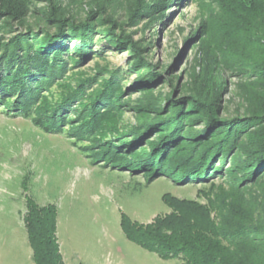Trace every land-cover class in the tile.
Masks as SVG:
<instances>
[{
    "label": "rangeland",
    "instance_id": "rangeland-1",
    "mask_svg": "<svg viewBox=\"0 0 264 264\" xmlns=\"http://www.w3.org/2000/svg\"><path fill=\"white\" fill-rule=\"evenodd\" d=\"M15 1L25 9V26L0 14L2 41L31 33L26 32L28 28L36 33L35 38L40 34L54 35L55 25L46 20L49 12L76 26H92L87 38L80 40L71 35L65 38L73 52L80 41L86 42L87 53L80 64L69 62L63 78L42 93V106L61 101L81 82L87 85L85 96L97 95L99 81L114 72H118L122 91L116 97L120 104L117 110L101 118L104 130L76 140V145L88 147L83 151L71 144L72 135H46L29 120L7 116L0 108V264H33V251L23 224L26 199L57 208L58 247L62 241L67 242L84 262L91 259L89 264H92L108 258L110 264H181L176 259L163 261L156 254L129 243L120 229L121 214L147 225L157 216L170 212L162 201L164 195L206 205L208 198L228 191V184H223L221 178H215L212 184H176L161 176L148 182L138 172L112 169L111 164L101 166L104 158L96 153L105 146L104 142L115 146L124 134L130 136L143 122L164 117L170 102L187 106L199 96L208 102L214 98L217 120L243 121L248 115L244 101L252 94V86L238 81L225 66H217L213 44L222 42L218 58L226 65L227 54L252 57L259 55L262 47L256 41L246 40L248 45H245L244 40L242 44L221 40L217 34V26L225 20L218 8L221 0H181L165 7L166 17L154 22L148 17L132 15L134 0ZM3 3L5 0H0V6ZM111 39L114 42L119 39L125 46L119 44L118 49ZM32 43L39 45L36 39ZM130 46L139 54L144 68L129 71L128 67L137 60L128 50ZM70 55L80 56L71 52ZM141 77L153 81H144L149 86L142 87ZM82 100L88 102L87 97ZM77 106L71 103L72 110ZM151 107L164 109L158 115ZM72 110L65 114L71 120L64 128L65 133L76 125ZM193 125L194 133L206 128L201 120ZM157 131H151L147 140H155ZM140 149L136 147L134 152L140 154ZM235 199L248 211L254 210L253 214L249 212L254 225H264V175L243 186Z\"/></svg>",
    "mask_w": 264,
    "mask_h": 264
},
{
    "label": "trees",
    "instance_id": "trees-1",
    "mask_svg": "<svg viewBox=\"0 0 264 264\" xmlns=\"http://www.w3.org/2000/svg\"><path fill=\"white\" fill-rule=\"evenodd\" d=\"M134 2L132 15L148 17L154 22L166 17L165 7L179 4L181 0ZM218 8L225 18L217 26L221 40L231 44H242L244 40L245 45L248 41H256L262 47L257 56L227 54L226 65L219 59L222 42L213 44L217 53L213 60L217 66H225L233 71L238 81L252 86V94L244 101L248 105V115L243 121L217 120L214 98L208 102L199 96L187 106L170 102L164 117L151 123L143 122L141 128L131 132L130 136L124 134L115 146L112 142H104L105 146L96 154L104 158L101 166L111 164L112 169L138 172L148 182L161 176L176 184L204 185L221 178L222 183L229 186L228 191L208 198L206 205L164 195L162 201L170 212L157 216L147 225L121 214L120 229L129 243L156 254L163 261L176 259L181 264H264V225H254L249 213L253 214L254 210L248 211L249 208L235 199L243 186L264 175V0H221ZM3 13L9 21L25 26V9L17 1L5 0L0 6V14ZM46 20L55 25L57 32L54 35L40 34L35 38L36 33L28 28L26 32L31 33L19 34L8 41L0 38V108L7 116L29 120L46 135H72L71 144L76 145L82 135L91 137L92 134L93 137L95 132L104 130L101 118L117 110L120 104L116 97L122 87L118 72L105 73L107 76L99 81L97 95L85 96L87 85L81 82L61 101L42 106V93L63 78L69 62L80 64L87 53L86 42L80 41L73 52L65 38L71 35L82 40L92 28L90 24L78 27L52 12ZM35 39L39 45L32 43ZM120 42L111 39L118 49L125 46ZM131 46L128 50L137 60L128 68L135 71L143 67V61ZM70 52L79 54V58L71 56ZM139 81L146 87L149 83L143 82L153 80L141 77ZM83 97H87V103ZM71 103L78 104L76 110L71 109ZM151 108L158 115L164 109ZM69 110L75 114L76 125L65 133L64 128L71 122L65 115ZM200 120L206 128L192 132L193 124ZM153 130H158L156 139L147 140ZM127 138L132 139L127 141ZM76 146L82 151L88 148L81 143ZM136 147L141 148L140 154L134 152ZM87 157L91 158V155L87 154ZM56 219L54 205L41 206L26 199L23 224L33 251V264H63L56 239Z\"/></svg>",
    "mask_w": 264,
    "mask_h": 264
},
{
    "label": "crops",
    "instance_id": "crops-1",
    "mask_svg": "<svg viewBox=\"0 0 264 264\" xmlns=\"http://www.w3.org/2000/svg\"><path fill=\"white\" fill-rule=\"evenodd\" d=\"M57 228H58V215H57ZM59 252L63 261V264H89L91 263V259H88L86 262L82 261L79 257H77L76 253L73 251L72 247H69L67 242H61L59 244ZM76 255V256H75ZM76 258H75V257ZM109 264L111 261L108 258H101L96 263L93 262L92 264Z\"/></svg>",
    "mask_w": 264,
    "mask_h": 264
}]
</instances>
